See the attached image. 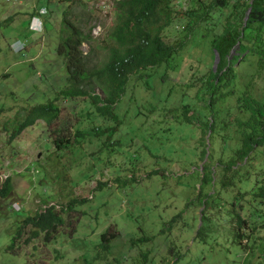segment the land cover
Instances as JSON below:
<instances>
[{
  "label": "rangeland",
  "instance_id": "374dc122",
  "mask_svg": "<svg viewBox=\"0 0 264 264\" xmlns=\"http://www.w3.org/2000/svg\"><path fill=\"white\" fill-rule=\"evenodd\" d=\"M110 3L86 1L87 7L100 10L90 21L93 37H103L109 27ZM170 5L180 14L189 2L171 0ZM35 8L36 0H0V183L4 176L11 181L10 193L0 197V264H264L263 259L258 263L255 257H247V250L231 241L226 218L217 215L213 222L215 209L208 213L213 228L197 233L200 225L205 227L199 213L201 202L206 198L204 194L212 193L208 185H201L195 141L198 133L176 115L182 116L181 107L176 105L180 86L173 87L166 101L161 100L175 78L190 75L189 65L196 75L213 66L214 52L197 39L181 51L180 63L170 64H176L177 70L166 74L162 73L165 67L159 66L149 88L140 84L135 91L122 92L116 104L120 126L111 137L119 143L110 146L112 153H104L102 159L86 155L88 146L58 150L53 155L52 146L44 145L41 119L21 129L14 138L9 137L27 109L52 98L61 85L63 64L54 51L57 39L51 33L52 26L47 25L41 34L25 28L26 13ZM181 36L174 32L168 35L171 40ZM15 38L25 40H20L25 44L23 49H12ZM81 50H88L86 43L81 44ZM153 69L143 72L151 73ZM136 77L133 74L129 80ZM162 77L164 83L159 81ZM246 78L241 68L233 82L242 88ZM195 86L185 92L190 104L201 94L197 83ZM260 86L258 80L256 88L261 90ZM172 103L176 113L171 110ZM60 104L62 112L74 121L78 107L73 111L70 103L63 100ZM76 125L89 127L85 120ZM204 140L206 146L213 145L216 150L224 146L223 157L231 153L227 142L213 139L210 144L206 134ZM34 161L41 164L40 168L32 166ZM214 162L211 158L210 163ZM65 182L68 186L62 188ZM96 183L101 188L94 190ZM66 195L87 198L76 206L82 213L73 229L65 224L49 241L42 242L40 235L23 246L25 230L17 241L21 244L16 252L5 249L25 210L65 203ZM219 212H225L222 205ZM107 227L113 232L112 238L107 237L109 248L104 247L101 237ZM141 236L148 239L130 243Z\"/></svg>",
  "mask_w": 264,
  "mask_h": 264
},
{
  "label": "trees",
  "instance_id": "16d2710c",
  "mask_svg": "<svg viewBox=\"0 0 264 264\" xmlns=\"http://www.w3.org/2000/svg\"><path fill=\"white\" fill-rule=\"evenodd\" d=\"M86 1L36 0L37 7L42 8L43 30L52 26L51 33L57 39L54 51L63 64L61 85L52 98L31 105L9 137L14 138L21 129L41 119L44 145L52 146L53 155L58 150L88 146L86 155L102 159L104 153H112L110 146L119 143L111 137L120 126L116 104L122 92L135 91L140 84L149 88L159 66L165 67L162 73L166 74L168 70H177L176 64H170L180 63L181 51L197 39L216 52L215 67L204 68L202 75L200 71L196 75L189 65L190 75L175 78L161 99L166 101L173 87L180 86L176 105L181 107L182 116L176 113L173 103L171 110L198 133L195 141L201 162V185H208L212 193L204 194L199 213L201 220L205 219V227L200 225L197 233L213 228L208 213L215 209L213 222L217 215L226 218L231 241L246 249L247 257H255L260 263L264 260V0H188L189 7L180 14L173 11L171 0H107L111 2V18L101 38L91 35L90 24L100 10L87 7ZM36 10L26 14L36 15ZM171 32L182 36L171 40L168 37ZM82 43L88 46L85 53L80 48ZM150 68H154L151 73L143 72ZM241 68L247 77L242 88L233 82ZM133 74L139 77L130 81ZM258 80L261 90L256 88ZM159 81L165 80L162 77ZM196 83L201 94L190 104V96L185 92L196 88ZM63 100L71 104L73 111L78 107L74 121L62 112ZM84 120L88 128L76 125ZM106 122L112 125H104ZM205 134L210 144L213 139L227 142L231 153L223 157L224 146L217 150L213 145L206 146ZM211 158H215L213 164ZM32 166L38 169L41 164L34 161ZM56 179L59 181V176ZM61 186L68 185L65 182ZM99 186L96 183L94 190L100 189ZM225 189L227 192H223ZM10 191V177L4 176L0 197H6ZM64 198L65 203L47 205L42 200L44 207L25 210L5 249L16 252L21 243L26 246L40 235L42 242L49 241L65 224L73 229L82 213L76 206L87 198L70 195ZM219 205L225 209L224 213L220 214ZM25 230L26 236L21 243L17 242ZM108 230L107 227L101 233L105 248H109L107 240L113 237ZM146 239L141 236L130 243Z\"/></svg>",
  "mask_w": 264,
  "mask_h": 264
},
{
  "label": "clouds",
  "instance_id": "9594fccd",
  "mask_svg": "<svg viewBox=\"0 0 264 264\" xmlns=\"http://www.w3.org/2000/svg\"><path fill=\"white\" fill-rule=\"evenodd\" d=\"M36 11H37V14L36 15H31L29 17L28 14H27L28 21H27L26 29L29 30V31H31V32H38V33L41 34L42 31H43V22H42V18H41L42 8L41 7H38V9ZM20 40H24V39L23 38H21V39H18V38L16 39L15 38L13 40V42H11V47L15 51H18L20 49H23V47L25 46V44L22 41L20 42ZM24 42H25V40H24ZM80 48H81V46H80ZM83 53H85V52H83ZM213 57H214V54H213ZM17 124H18V122H17Z\"/></svg>",
  "mask_w": 264,
  "mask_h": 264
},
{
  "label": "water",
  "instance_id": "95a60500",
  "mask_svg": "<svg viewBox=\"0 0 264 264\" xmlns=\"http://www.w3.org/2000/svg\"><path fill=\"white\" fill-rule=\"evenodd\" d=\"M248 12V9L246 10V12L245 13H247ZM231 52H233V50H230ZM214 53V57H213V68L215 67V65H216V63H217V60H218V58H217V54H216V52L215 51H213Z\"/></svg>",
  "mask_w": 264,
  "mask_h": 264
}]
</instances>
